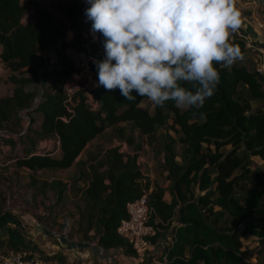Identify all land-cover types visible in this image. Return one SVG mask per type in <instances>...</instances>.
<instances>
[{"label": "trees", "instance_id": "obj_1", "mask_svg": "<svg viewBox=\"0 0 264 264\" xmlns=\"http://www.w3.org/2000/svg\"><path fill=\"white\" fill-rule=\"evenodd\" d=\"M29 5L31 19L26 18ZM89 6L84 0L62 5L66 24L36 0H0V63L12 84L10 94H0V131L11 150L22 145L14 166L35 173L75 165L82 182L73 194L76 231L82 240L94 239L105 249L135 256L117 227L127 216V203L150 188L138 161L141 138H146L162 156L161 168L169 181L166 187L155 185L148 198L153 207L150 221L159 219L151 242L169 232L160 257L169 264H253L242 236H257L264 251V171L253 166L254 156L264 160V75L243 60L257 51L238 31L231 33L229 42L240 47L244 59L228 68L216 65L219 84L198 110L177 108L172 101L164 107L152 102V107L142 106L147 97L129 101L118 89L96 86L93 61L105 56L104 38L83 32L84 19L91 25L85 16ZM69 47L93 56L94 74V85L76 88L70 96L65 85L78 67ZM106 132L111 142L120 143L87 149ZM52 138L57 139V150L39 151L40 141ZM123 143L129 149L123 150ZM227 145L230 148L223 149ZM36 182L33 177V185ZM67 188L60 179L36 186L40 193L51 189L56 203L63 201ZM22 217L0 193V255L27 251L44 262H69L62 252L44 253Z\"/></svg>", "mask_w": 264, "mask_h": 264}, {"label": "clouds", "instance_id": "obj_2", "mask_svg": "<svg viewBox=\"0 0 264 264\" xmlns=\"http://www.w3.org/2000/svg\"><path fill=\"white\" fill-rule=\"evenodd\" d=\"M91 32L103 36L94 59L97 87L164 107L200 109L220 81L216 65L244 55L229 42L242 25L236 0H84ZM184 85H190L185 87ZM204 118V114H200Z\"/></svg>", "mask_w": 264, "mask_h": 264}, {"label": "rangeland", "instance_id": "obj_3", "mask_svg": "<svg viewBox=\"0 0 264 264\" xmlns=\"http://www.w3.org/2000/svg\"><path fill=\"white\" fill-rule=\"evenodd\" d=\"M41 6L48 8L54 18L59 21L68 24L67 17L62 11V5H67L70 3L81 2V0H36ZM237 6L241 13L245 16H250L253 11L263 13L261 6L256 7L254 0L250 2H237ZM254 6L256 8H254ZM33 15V7L28 6L26 18L31 19ZM84 34L90 35L91 25L87 26L86 20L84 19L83 25ZM93 35V34H92ZM70 37V35H69ZM97 39V36H94ZM72 47L68 49L71 53ZM49 54L54 58V51H49ZM256 59V60H254ZM250 60V61H249ZM244 62L251 65H257L259 62V54L257 52H252L251 59H244ZM8 69L4 64L0 63V94L6 95L10 94L12 90V84L7 80ZM255 106L262 105L261 103L254 102ZM142 106H151L150 101L142 102ZM28 117L24 113V123L25 126L28 125ZM108 133L102 134L95 138L88 146L87 149H96L98 147H108L110 145L119 144L118 140H113L112 142L108 139ZM5 134L0 131V193L5 196L7 204L16 209L23 217V221L27 225V229L31 237L38 243L44 253L53 252H65L67 257H69L71 249L67 250L70 244H79L82 240L80 233L76 231V206L75 202L77 199L73 196L77 185L81 184L80 180H77V168L75 165L67 168L60 169L56 171L43 170L35 173L30 172L26 168H18L14 166V157L16 154L22 153V145L17 144L14 150H11L10 145L4 144L2 138ZM144 143L141 149H139L138 161L142 167L143 173L149 179V185L152 189L155 185H163L167 181L165 177V172L161 168V155L156 148V145H150L147 143L146 138H141ZM39 151L41 152H51L58 148V142L56 138L42 140L39 143ZM230 146L227 145L223 149H229ZM123 150L129 149L127 144L123 143ZM84 155V153H83ZM254 164L260 165L264 171V160L258 156L253 157ZM33 177L37 181L33 185ZM60 179L67 184L68 188L64 193L63 201L56 203V197L51 189L45 190L44 193L37 192L36 186L47 180ZM165 234H169L165 233ZM162 237V236H161ZM161 237L159 239H161ZM92 242L91 240H83ZM243 249H246V255L250 256V261L253 264H264V251L259 250L258 237L247 234L242 236ZM66 244V246H63ZM76 245V246H77ZM165 244H163L164 246ZM59 246V248H58ZM75 246V247H76ZM162 246V245H161ZM78 251L84 250L83 247H76ZM104 249V248H103ZM162 251V249H161ZM62 252V253H63ZM124 253V252H123ZM125 254V253H124ZM127 255V254H125ZM158 255V253H157ZM72 256V253H71ZM128 256V255H127ZM131 256V255H129ZM159 256V255H158ZM37 263L42 261L41 259L35 258ZM76 259L73 264H83V258H72ZM127 262L125 264H132L130 259L127 257ZM48 264L49 262H44L43 264ZM66 264H72L69 260ZM135 264H138L135 262Z\"/></svg>", "mask_w": 264, "mask_h": 264}, {"label": "built area", "instance_id": "obj_4", "mask_svg": "<svg viewBox=\"0 0 264 264\" xmlns=\"http://www.w3.org/2000/svg\"><path fill=\"white\" fill-rule=\"evenodd\" d=\"M250 2L252 0H242ZM264 27V24H261ZM244 37L249 47L254 48L259 54L258 72L264 75V47L252 43L248 35L238 30ZM75 61L78 71L72 75L65 85L66 94L70 96L76 88H89L94 85V74L91 68L93 56L84 49H72L70 53ZM151 189H145L143 193L129 201L126 205L127 216L120 220L117 231L127 239L135 251V257L139 264H161L159 258L151 256V238L157 233L159 219L150 221L153 207L149 204L148 198ZM0 264H37L35 257L27 251H10L6 255H0Z\"/></svg>", "mask_w": 264, "mask_h": 264}, {"label": "crops", "instance_id": "obj_5", "mask_svg": "<svg viewBox=\"0 0 264 264\" xmlns=\"http://www.w3.org/2000/svg\"><path fill=\"white\" fill-rule=\"evenodd\" d=\"M237 2H242V0H236V8L240 12L242 19V25L240 31L248 35L252 43L264 47V27L261 26V24H264V15H262L263 13L259 11L257 12L255 9L250 16H245L241 13L240 9L238 8ZM254 3L256 4V7L261 6V10H263L264 0H254ZM256 7L254 6V8ZM168 184L169 181L167 180L165 184H163L162 186L166 187ZM150 189H152V187H150ZM164 198L169 200L170 194L166 192ZM168 238H169V234L167 235L164 233L161 239H159L157 243H154L152 245V251L150 252L151 256L155 255L157 258H159L161 264H169V262L165 257L162 258L160 257V254L162 253L161 251L162 246L163 244L168 243ZM76 245L70 244V246L67 247V250L71 249L68 251H71L72 256L70 253L68 259L72 262V264L74 262V259L72 258H83L84 260L83 264H93L95 261H98L102 264H125V262H127L126 259L127 257L130 259V262L132 264H135V262L138 263L135 256L133 255L127 256L123 253L121 249H115V248L103 249V247L99 246L95 240L92 242L89 241L86 242L81 240L79 244L77 246ZM63 246H66V244H63ZM75 246L76 247L81 246L84 248V250L78 251ZM63 253L66 255L65 252ZM157 253L159 256L157 255ZM43 263L44 261H42V264ZM37 264H41V262L39 263L38 261ZM48 264H59V263L57 261H54V262H49Z\"/></svg>", "mask_w": 264, "mask_h": 264}]
</instances>
